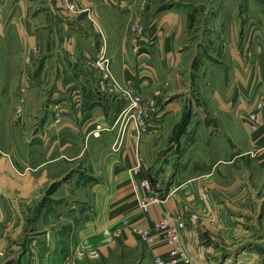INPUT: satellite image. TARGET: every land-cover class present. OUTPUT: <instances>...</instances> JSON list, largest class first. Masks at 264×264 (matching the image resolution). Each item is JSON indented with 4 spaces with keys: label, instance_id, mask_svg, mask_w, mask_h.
<instances>
[{
    "label": "crops",
    "instance_id": "crops-1",
    "mask_svg": "<svg viewBox=\"0 0 264 264\" xmlns=\"http://www.w3.org/2000/svg\"><path fill=\"white\" fill-rule=\"evenodd\" d=\"M74 1L84 13L71 14L62 0H0V66L40 57L19 90L44 105L26 152L19 140L0 148V264H91L118 249L136 254L131 264H154L167 250L163 239L147 243L123 219L147 226L163 215L185 219L181 243L193 264H259L264 237L243 243L264 215V133L247 125L244 98L253 87L264 96V78L244 60L245 39L225 49V40L214 48L209 38L202 62L201 49L175 48L188 5L155 15L151 1ZM255 45L259 62L263 46ZM101 54L122 87L140 96L145 128L128 99L101 90ZM185 56L197 70L190 80L175 65ZM132 178L149 179L159 197L146 214Z\"/></svg>",
    "mask_w": 264,
    "mask_h": 264
},
{
    "label": "rangeland",
    "instance_id": "rangeland-1",
    "mask_svg": "<svg viewBox=\"0 0 264 264\" xmlns=\"http://www.w3.org/2000/svg\"><path fill=\"white\" fill-rule=\"evenodd\" d=\"M145 1H151L150 3L154 4L153 8L151 9V13L154 12L155 15L158 14V11H167L175 7L177 4H183V6L188 5V10H185L186 14L183 15L184 22L186 23L181 30L180 37H178L176 41V43H178L177 46H175L176 49L178 48V45L181 48H196L197 51L201 49L202 52H200V58L198 59L202 60L203 62L205 59L204 54H206L204 48H210L208 41L211 40L212 42L210 44H214L212 47L216 48V46H220V42L225 40V45H223V48L226 49L232 47L235 44V37L238 39L239 36V38H241V43L243 42V39H245L246 51H244V55L246 58L244 60H246V62L250 61L251 65L257 63L259 65V78H264V55L259 62L258 60L256 61V58L253 56L254 47L256 46L255 44L259 42L262 44V50L264 51V0H139L140 8H144V4L141 2ZM158 7L160 10H157ZM81 13L82 12H80V14ZM71 14L75 15L76 13ZM133 26L135 29H132ZM137 27L138 25L134 23L130 27V33L136 34ZM97 30L102 42L101 48H104V32L102 28L99 27ZM209 38L211 39L209 40ZM258 39L260 40L258 41ZM133 43V48H140L138 41H133ZM33 50L34 47L31 49V52H33ZM263 51H261L260 54H262ZM37 57L36 59L30 57L29 60H27V55L20 59L13 58L11 63L0 66V148H3L5 151L11 149L15 140H19L16 147L22 149L23 152H26L23 150V146H27L26 140H28L29 134L33 132L34 126L36 124H40L41 126L43 123V121H40L38 118L41 115V111L42 113L44 112L43 103L38 104L33 101L27 102L26 97L28 90L21 89L22 92L19 90L21 83L24 85L25 82L27 83L31 79L32 72L30 68H32L33 65L32 60L40 59V57ZM1 60L4 61V58H0V61ZM190 64H192V66L189 69L188 66ZM201 64L198 65L200 66ZM175 65H181L184 66L182 68L187 69V74L184 76V78H187V80H190L195 71H197L193 66V61L190 56L180 58L178 62L175 63ZM260 65H262L261 68ZM112 71L113 70L110 65L109 74L111 78L104 79V77H99L100 83L105 86H108V84L112 85L117 83V87L115 85L113 86L121 96H123L122 94L124 92L128 93L130 96H133L134 93L131 89L124 86L122 87L120 84L121 82L119 81V76H121V74H116V77ZM253 88L251 91L247 90L245 92L244 109H246V113H248L254 107L253 105L256 102V98L260 97L258 93L253 91ZM101 90L104 89L101 88ZM113 90L114 89H112V91ZM36 95L43 99L42 89H38ZM261 98L264 99V96L261 95ZM128 106L129 102L127 104V107ZM35 118L38 119L35 121ZM260 131L264 133L263 128L257 130L256 132ZM72 162L75 163L76 161ZM69 166L70 165H68V168ZM63 167H65V164H63ZM62 169L63 168L60 166L55 167L54 172L58 174ZM70 173L68 175H70ZM69 180H72L71 177ZM252 203L253 202L248 203V206L253 207ZM258 221L259 220H256L255 222ZM260 221L261 224L258 228L260 232L257 233L255 230L254 234L246 237L247 239H245L246 241L243 244L248 245L247 240L257 241L261 237H264V215ZM253 222L254 221L252 219H246L243 221V224L250 226L253 224ZM240 242H243V239H240V241L235 245L241 246L239 245ZM259 244L263 245L264 240L260 241ZM233 245L234 244L231 243L229 246L232 247ZM263 249L264 248L262 246L258 253L259 264H264ZM250 250H252V248H250ZM123 251L124 252H120L118 249V251L112 255L113 257L111 259H109V257L102 258L96 262L90 263L131 264L134 261V255L136 254H132L131 251L127 252L126 249Z\"/></svg>",
    "mask_w": 264,
    "mask_h": 264
},
{
    "label": "built area",
    "instance_id": "built-area-1",
    "mask_svg": "<svg viewBox=\"0 0 264 264\" xmlns=\"http://www.w3.org/2000/svg\"><path fill=\"white\" fill-rule=\"evenodd\" d=\"M62 3L71 13L79 14L80 12L85 11V9L79 7L74 0H62ZM132 29H135V27L133 26ZM133 41L138 40L134 38ZM136 49L139 48L136 47ZM34 52H37V47H34L32 53ZM27 57V60H29L31 55H27ZM95 65L100 72V77H104V79L111 78L109 74V58L101 54L96 60ZM113 85L117 87V83L112 85L108 84V86L100 83V88L112 91V89H115ZM122 95L123 98L129 100L127 110H133L134 121L141 127L145 128L147 126V109L141 105L140 96L135 94L130 96L126 92ZM259 96L260 97L256 98V102L253 105L254 107L248 113H245V121L252 131H257L261 128L264 130V99L261 98V95ZM136 171L137 168H132V174L136 173ZM130 183L133 192L138 195L136 200L137 208L142 214H146L149 207L159 201L158 195L152 192V184L147 178L139 180L132 178ZM202 197L206 198V193H202ZM189 218L191 220L197 219V215L192 213ZM123 223L132 233L140 235L147 243L151 244L153 242L155 234H158L163 239V244L167 246V250L165 254L154 256V264H193L184 251L181 243L180 231L184 230L186 227V221L184 218L176 217L173 219L172 216L163 215L161 218L147 226L146 224L133 223L127 219H123ZM114 234L116 236L119 235L117 228L114 230Z\"/></svg>",
    "mask_w": 264,
    "mask_h": 264
}]
</instances>
